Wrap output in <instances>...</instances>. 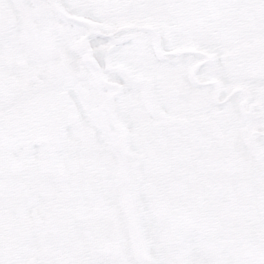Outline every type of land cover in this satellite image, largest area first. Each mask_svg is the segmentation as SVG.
Masks as SVG:
<instances>
[{
	"label": "snow or ice",
	"instance_id": "1",
	"mask_svg": "<svg viewBox=\"0 0 264 264\" xmlns=\"http://www.w3.org/2000/svg\"><path fill=\"white\" fill-rule=\"evenodd\" d=\"M0 264H264V0H0Z\"/></svg>",
	"mask_w": 264,
	"mask_h": 264
}]
</instances>
